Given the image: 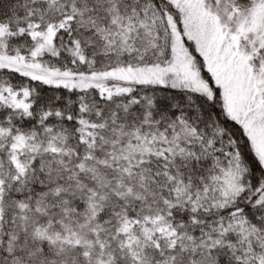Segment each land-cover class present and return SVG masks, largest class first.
I'll return each instance as SVG.
<instances>
[{
  "label": "snow or ice",
  "instance_id": "obj_1",
  "mask_svg": "<svg viewBox=\"0 0 264 264\" xmlns=\"http://www.w3.org/2000/svg\"><path fill=\"white\" fill-rule=\"evenodd\" d=\"M0 264H264V0H0Z\"/></svg>",
  "mask_w": 264,
  "mask_h": 264
}]
</instances>
